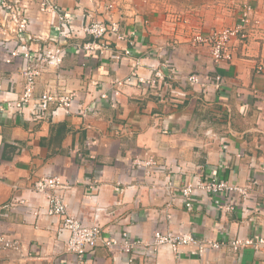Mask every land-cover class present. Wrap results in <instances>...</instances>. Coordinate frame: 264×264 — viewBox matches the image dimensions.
<instances>
[{"label":"crops","instance_id":"obj_1","mask_svg":"<svg viewBox=\"0 0 264 264\" xmlns=\"http://www.w3.org/2000/svg\"><path fill=\"white\" fill-rule=\"evenodd\" d=\"M40 1H29L37 36L54 34L53 21L67 12L77 27L119 21L122 38L113 37L119 57L74 49L89 39L82 33L68 40L63 63L38 79L36 96L48 88L74 92L73 112L51 104L38 120L30 108L25 115L9 107L24 88L23 60L7 62L0 50V233L21 243L0 252V264H264V246L231 244L264 236V60L253 33L236 41L231 61L216 64L208 46L190 39L237 22L220 6L113 0L107 9L110 0H55L60 11L42 13ZM150 157L164 169L149 176L134 168L136 158ZM44 176L70 183L59 192L69 214L100 224L105 239L127 231L148 242L160 231L198 242L164 245L133 263L102 242L80 257L68 250L63 216L50 214L47 195L34 190ZM206 177L257 184L249 199L235 195L232 209H221L219 194L196 191L186 200L182 188Z\"/></svg>","mask_w":264,"mask_h":264},{"label":"built area","instance_id":"obj_2","mask_svg":"<svg viewBox=\"0 0 264 264\" xmlns=\"http://www.w3.org/2000/svg\"><path fill=\"white\" fill-rule=\"evenodd\" d=\"M99 2V0H93ZM107 9L113 8V0L106 3ZM61 6L55 0H41L40 11L58 12ZM29 9L23 6L22 0H0V49L7 53V62H12L16 58L23 60L21 73L24 77V88L21 95L9 103V107L14 106L17 111L26 115V110L30 108V117L35 120L42 119L48 113L51 104L63 107L67 112H73L76 95L74 92L65 90L60 93L58 90L48 88L38 97L36 87L38 79L52 68H58L67 55L68 40L75 39L82 33L89 39L84 43H75L74 49H85L91 54H105L110 51L112 57H119L114 53L113 37L122 38L119 21L93 20L84 21L80 30L75 24V16L65 13L60 16V21H53L54 34L46 39L32 33ZM93 18V15H89ZM258 21L254 16V9L251 5L245 6L238 21L229 27H212L209 30L194 31L191 36L193 45L208 46L212 58L216 64L224 61H231L234 57V48L237 40L247 39L253 31L254 25ZM43 41V43H40ZM189 79L192 82H201L197 74H192ZM215 82L220 86L224 82L222 75L215 77ZM78 113L85 115V111L78 110ZM134 168H141L149 176L164 169V166L150 157L147 159L136 158L133 162ZM171 185L170 179L168 181ZM257 181L250 179L245 185L233 184L232 182L214 178H199L195 182L186 184L182 188V194L186 200H191L196 191H203L209 195L223 196L225 201L220 206L221 209H232L234 206V196H242L244 200L251 197ZM70 187V183L61 180L57 176H44L34 182V190L38 193L46 194L49 200V213L63 216L62 231H68V250L83 257L87 252L94 251L100 242L106 246L120 247L129 255L131 263L138 256H151V254L164 245H171L175 250L180 245L197 243L198 241L191 235L156 232L151 241L143 239H132L128 232H124L119 240L115 237L105 239L100 224H86L78 217L69 214L68 206L64 197L59 193ZM212 247H219L222 242L208 241ZM235 248L252 246L256 251H260L264 246V236L259 235L245 240L237 239L231 243ZM21 243L13 237L0 233V252L9 249H19Z\"/></svg>","mask_w":264,"mask_h":264},{"label":"rangeland","instance_id":"obj_3","mask_svg":"<svg viewBox=\"0 0 264 264\" xmlns=\"http://www.w3.org/2000/svg\"><path fill=\"white\" fill-rule=\"evenodd\" d=\"M29 1L30 0H22V4L24 7L29 9L30 12H32L30 10ZM155 1L157 2L159 0H155ZM169 1L171 4L175 5L178 8L179 7L191 8V7H203V6H209V7L220 6L221 8L225 10L226 17L228 18L237 17L236 21H238V18L241 15V12L245 8V6L251 5L252 8L254 9V16L256 20L258 21L254 25L253 31L251 33H253V37L257 39L256 41H258V45L260 44V56H261V59L264 60V0H169ZM30 12H29V15L31 17ZM31 25L32 23H30V26H29L30 29H31ZM232 183L234 184V182ZM252 195H253V192H252Z\"/></svg>","mask_w":264,"mask_h":264}]
</instances>
